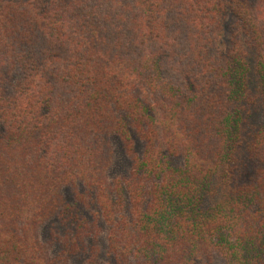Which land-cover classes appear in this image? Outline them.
Listing matches in <instances>:
<instances>
[{
	"label": "trees",
	"instance_id": "16d2710c",
	"mask_svg": "<svg viewBox=\"0 0 264 264\" xmlns=\"http://www.w3.org/2000/svg\"><path fill=\"white\" fill-rule=\"evenodd\" d=\"M78 182L118 264H264V0H0V264L79 252L36 238Z\"/></svg>",
	"mask_w": 264,
	"mask_h": 264
},
{
	"label": "rangeland",
	"instance_id": "374dc122",
	"mask_svg": "<svg viewBox=\"0 0 264 264\" xmlns=\"http://www.w3.org/2000/svg\"><path fill=\"white\" fill-rule=\"evenodd\" d=\"M132 132L135 144L134 155L140 156L143 152L144 143L137 137L138 135L134 132V129H132ZM109 148L111 152L110 166L105 173L100 172V176L104 178L103 180L109 188H113L117 181L126 184L125 182L133 171V160L132 156L128 155L124 142L118 136L113 135L110 138ZM170 158L171 164L175 166L183 165L182 158ZM78 194L85 195L79 197ZM87 195H89L88 187L83 182L63 187L64 202L68 206L75 207L77 215L67 213L61 216L60 213H57L37 230L36 238L48 250L49 258H52V260L55 257L59 258L64 249L68 248L69 241L72 242L75 237L76 229H80L78 232H82L85 236L82 243H77L78 253L71 254L66 258L61 257L55 264H118L114 255L109 253L108 234L110 228L101 216L102 212L97 206L95 196ZM127 204L128 198L125 193L124 206H127ZM68 218L69 220L66 222ZM78 222L83 224V228L78 226ZM74 248H76L75 245H73ZM212 261V264H225V261L218 255H214ZM122 264H139V262L131 257Z\"/></svg>",
	"mask_w": 264,
	"mask_h": 264
}]
</instances>
